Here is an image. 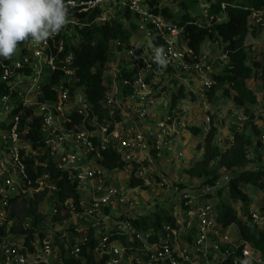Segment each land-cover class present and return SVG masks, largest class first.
Returning a JSON list of instances; mask_svg holds the SVG:
<instances>
[{
  "label": "built area",
  "instance_id": "obj_1",
  "mask_svg": "<svg viewBox=\"0 0 264 264\" xmlns=\"http://www.w3.org/2000/svg\"><path fill=\"white\" fill-rule=\"evenodd\" d=\"M169 2L173 0H75L70 9H76L80 14L99 10L92 22L69 16L67 27L47 43L35 45L29 41L19 46V60L11 58V62L6 63L0 59V85L8 90L0 94V226L7 223L11 200L33 191H47L54 196L57 203L55 213H58V207L64 206L75 213L73 199L62 202L59 198V179L51 178L47 167V161H51L78 192H88L80 201L81 209L75 218L91 220V228L94 229L83 233L76 228L74 232H67L65 235H70V242H63L65 257L80 258L82 246L90 243L92 235L96 245L91 250L99 257L98 264L102 260L106 264H241L246 256H250L251 264H264L261 251L246 241L241 233L238 238H231L228 227L220 221L219 209L211 200L215 191L221 189V180L185 192L180 213L160 228L137 227L133 222L135 218L115 220L114 227L109 228L105 223L110 217L100 218L109 208H136L140 205L134 188L129 191L117 183L119 168L104 166V152L114 150L132 166L136 157L143 155L141 160H144L151 148H160L159 139L166 133V123L160 122L156 130L142 123L148 110L156 105L155 86L157 91L164 88L161 77L166 75L171 79L182 74H194L207 91L215 84V79L209 78L203 55L197 56L188 46L184 26L164 12ZM222 7L225 9V4ZM127 13H130V18ZM114 21L125 25L130 22L129 26L136 23L137 29L129 44L123 45L118 40L111 42V50L113 52L114 44L115 54H109L104 73L107 88L104 104L108 116L101 121L85 88L77 86L79 78L71 48L80 41L79 28L90 24L102 26ZM249 23L251 30L264 27V7L252 8ZM70 32L78 37L73 44L67 41ZM139 32L143 35L142 40H137ZM67 46V54L62 57ZM161 46L168 60L163 68L154 62V49ZM24 68L31 73L19 71ZM57 70H61L62 75L61 80L52 86L56 97L41 100L43 87ZM33 73H36L34 79L31 77ZM46 73L48 79L44 83L43 75ZM23 76L31 77V80L24 84L21 81ZM36 86L42 88V95L40 92L33 97L31 91ZM71 88H74L72 93ZM128 90L130 93L127 94ZM140 101L142 109L138 107ZM75 116L78 121H75ZM119 116L122 118L120 122L117 120ZM35 118L40 120L38 150L28 137ZM262 139L264 141V134ZM33 154L46 156L42 163L43 176L37 179L36 184L30 179L27 164L29 160L38 164L39 159ZM47 170L49 173L44 176ZM133 175L151 185L140 168ZM223 178L229 185L231 177L226 175ZM260 201L263 203L257 208L251 207V203L245 206L248 211L241 216L253 230H264V195L258 203ZM240 206H244L243 203ZM11 225L8 224V229ZM77 233H83V236L77 237ZM114 236L118 237L112 239ZM26 239V235L8 231L0 241V264H66L61 247L58 244L54 246L58 243L56 238L35 236L28 244Z\"/></svg>",
  "mask_w": 264,
  "mask_h": 264
},
{
  "label": "trees",
  "instance_id": "obj_2",
  "mask_svg": "<svg viewBox=\"0 0 264 264\" xmlns=\"http://www.w3.org/2000/svg\"><path fill=\"white\" fill-rule=\"evenodd\" d=\"M197 2L198 0H192ZM211 3V11L214 18L210 24H200L197 20L191 17L188 13L184 15L180 22L185 28V39L188 46L196 53L197 56L202 55L204 45L207 43H218L229 60V66L225 73L215 76V84L207 92L210 102H214L216 92L220 86L227 85L224 93L225 96L231 98L234 104L249 115V120L254 119L248 105L256 104L258 97L255 92L247 86V81L255 77V69L262 67L259 62L252 65L248 63V52L246 40L249 34L255 35L256 29L251 30L250 16L252 8L259 9L264 7V0H208ZM184 6L185 3L181 2ZM222 4H225L223 9ZM99 10L89 14H80L76 9H70V16H78L81 21L90 23L94 20ZM168 14V10H164ZM227 16V18L224 16ZM130 18V13H127ZM226 18V19H225ZM137 27L131 24L127 27L123 22L114 21L112 24L98 26L96 24L86 25L79 28L80 41L72 45L74 55V66L77 71L79 81L77 86H83L89 101L93 104L95 111L100 116L102 121L108 116L104 104L106 95V86L104 84L105 67L108 62L111 52V42L114 40L120 41L123 45L129 44L133 33ZM68 46L66 47L62 57L67 54ZM6 63L11 60L0 58ZM20 72L31 73V70L24 68ZM62 71L57 70L52 74L51 81L43 87V95L41 100L54 99L56 92L52 86L61 80ZM131 76V75H128ZM262 79H264V71H262ZM177 88L172 94L171 107L176 108L182 100L189 96L192 100H197V96L186 87L179 83H174ZM5 86L0 85V94L7 93ZM71 93L74 88L70 89ZM231 92L235 94L232 95ZM75 121L78 118L75 116ZM210 129L204 140V145L200 146V150L204 151L203 158L195 162V164L187 170V174L194 178L207 177L209 184H212L219 176V170H232L235 167L243 166L247 160L248 150L253 145V138L258 133L253 130L251 133L235 132L234 141L230 148L221 151L215 144V137L218 132V127L215 125L214 118L209 119ZM25 124V121L22 122ZM40 120L34 119L28 131V137L33 141L35 149H38L41 140ZM191 132L198 135L202 129L200 127L190 128ZM46 161V156L39 158L38 164L34 160L27 161L28 173L33 184H36L38 178L43 176L44 166L42 163ZM104 166L108 169L123 168L126 165L120 155L114 150L104 152ZM47 167L50 170L51 178L59 179L58 186L60 188L59 198L62 202L73 199L76 209L80 210V193L74 185L70 183L67 176L58 170L51 161H47ZM143 180H138L134 175L131 179V185L136 187ZM251 186L255 189L264 190V169L246 170L236 176H231L229 184V192L231 198L235 202L243 203L244 207L250 204L251 195H249L246 187ZM47 191H44L46 194ZM43 194V195H44ZM42 196L38 199L31 198L29 195H23L11 200L9 208V216L7 223L0 226V241L7 235L8 231L17 235H26V243L35 236L45 237V234L37 231L39 225L44 222L46 216L40 212V203ZM237 205V204H236ZM245 216V209L241 206ZM246 208V207H245ZM220 221L224 227H230L234 223L238 224L242 237L251 243L257 250L261 251L264 259V230H253L247 221L240 217V210L235 205L221 203L218 206ZM71 215V211H67L65 216H62L58 211L55 221H63ZM31 220V226L25 225L26 220ZM134 224L141 228L157 227L160 228L164 224L161 219L156 221L147 220L145 217L133 219ZM171 220V218L169 219ZM12 223L8 229V224ZM114 236L112 239H116ZM90 243L82 246L80 258H68L66 249L63 243L58 245L61 247L62 257L66 264H98V258L94 255L91 248L96 245V240L90 235ZM122 239V238H121ZM101 264H106L102 260Z\"/></svg>",
  "mask_w": 264,
  "mask_h": 264
},
{
  "label": "rangeland",
  "instance_id": "obj_3",
  "mask_svg": "<svg viewBox=\"0 0 264 264\" xmlns=\"http://www.w3.org/2000/svg\"><path fill=\"white\" fill-rule=\"evenodd\" d=\"M181 2H184L185 5L183 6ZM172 3H174L176 9L175 13L177 12L176 16L178 15L177 20L179 16L183 17L186 14V11H193L196 14H199L203 11V7H201V5L203 4L202 6L205 7L208 5L207 0H198L197 2L192 0H173ZM175 20L176 19H174V21ZM129 24L130 22H127L126 26L129 27ZM77 38L78 37L74 34V32H70L67 41L69 44H73L76 42L75 39ZM24 44L25 43H22L20 45L23 46ZM112 47L113 52L111 50L110 55L114 56V44H112ZM249 47L251 50L248 52V63L253 66L254 63L259 62L262 65V67L255 69V77L247 81V86L252 89L258 97V102L256 104L248 105L254 119L249 120V115L245 112V110L236 106L234 102H231V98L225 96L224 91L227 88V85L220 86L216 92L219 93L220 97L214 98V102L218 100L217 108L212 109L214 110L215 115H211V107L207 105L205 106L204 103L200 105L198 102L194 107V111H191L190 116L186 117L185 115L190 111L184 110L183 106L186 104L184 100H182L174 109L171 106L169 107L168 103L167 105L166 103H162L156 106L152 105L153 107L148 110V114L145 116L146 120L142 123L143 126L156 130L160 122H165L167 125L166 133L162 134V137L159 139L160 148H151L147 153L148 158L145 157L144 160H141V158H143V155H141V157H136V159L132 161V166H129L126 163L125 167L119 168L117 181V183L127 188V190L129 189V191H131L132 188L140 187L139 191L135 194L139 199L140 196H144L141 199L143 201L145 200L144 202L147 203H145V205H149L147 206L149 209L147 214L144 213L143 215L138 216L139 218L144 216L147 220L156 221L161 219L163 223L172 222L175 216L180 213L183 194L185 192H191L206 185L210 186V184L206 182L208 181L207 177H191L187 174V170L190 169L195 162L203 158L204 151L200 150V146L204 145V140L209 132V119L211 116L214 118L215 124L218 127L215 144L221 149V151L230 148L234 141L235 132H246L248 134L253 132V130L254 132L255 130L258 131V133H256L257 135L253 138V145H251L248 150L245 164L228 171L220 169V176L214 181L217 182L221 180L223 183L221 185V189L216 190L215 194L212 195L211 203L218 207L221 203L225 202L235 205L237 208H241V202H235L231 198L229 185L228 183H225L226 180L223 177L226 175L233 177L246 170L264 169V141L262 139V135L264 134V79L261 77L262 71H264V53L261 54L262 58L258 59L260 54L252 49L251 44H249ZM220 48L222 50L221 46ZM18 50L14 57H12L13 61L19 60L21 57V52ZM34 61L36 62V60ZM226 68L227 66L222 68L220 75L225 73ZM44 69L46 70V68ZM46 75L47 73L43 75L45 76L42 81L44 83L48 79ZM35 76L36 73H33L31 76L32 79H34ZM31 77L23 76L21 81H23L24 84H27L28 82L25 81H30ZM161 82H167L170 84V88L165 87V93L163 94L164 97H167L170 95V91L172 90L174 83L180 81L178 77L170 79L166 75H163L161 77ZM44 83L40 84L42 85ZM26 89L27 88L25 87L24 90ZM77 89L78 88H76V90ZM155 89L157 91V86H155ZM41 90L42 88L39 89V87L36 86V88L31 91V95L35 97L40 92L41 93L39 95H42ZM126 93H130V90ZM231 94L234 95L235 93L231 92ZM187 100L193 102L191 96H189ZM141 104L142 101H140V104L138 105L139 109H142L140 108ZM155 107H157V109ZM117 120L120 122L122 121V118L119 116ZM194 126H199L202 129L198 135L191 132L190 128ZM33 156H35L37 160L40 157L38 154H33ZM138 168H140L141 171H143L144 176L150 180L151 185H146L144 181L142 183H138V186L136 187L131 185L132 175ZM46 173H49L48 170L47 172L44 171V176ZM129 176H131L130 179ZM244 186L246 187L249 195H251V207L257 208L259 206L258 204L262 205L263 202L260 201V203H258V201L264 195V190L255 189L251 186ZM79 193L80 201L82 202L86 195H88V192L80 190ZM142 193L143 195H141ZM43 194L44 191L39 193L33 191L29 193V196L34 199H38L40 196L43 197L39 208L40 212L44 214L46 218L44 222L39 225L40 229L37 231V235H39V233H43L45 235H50L51 239H53V237L56 238L58 240V243L54 245L56 247L59 243L66 242V244H68L70 242V235H65L67 232H74L76 228L81 229L83 233L90 230L92 226L91 220L85 218H75L76 213L80 211L78 209L75 210V213L71 212V215L67 217V219L63 221H55L58 213H55L54 211L57 207L54 196L49 195L48 193ZM128 194H130V192H128ZM142 205L143 203L139 205V209ZM243 208L248 211V208H245L244 206ZM58 211L62 216H65L67 211H71V208L68 206H64L63 208L58 207ZM239 212L241 217L243 213L242 208ZM120 214V211L113 210L112 212V208H109L100 215V218L104 216L110 217L105 224L109 228H112L114 227L115 220L128 219L127 217H120ZM170 218L171 220H169ZM25 225L30 227L31 220H26ZM227 232L230 234L231 238L236 239L240 235V228L238 224L234 223L227 228ZM83 233H77V237L83 236ZM55 262L57 263V261Z\"/></svg>",
  "mask_w": 264,
  "mask_h": 264
},
{
  "label": "clouds",
  "instance_id": "obj_4",
  "mask_svg": "<svg viewBox=\"0 0 264 264\" xmlns=\"http://www.w3.org/2000/svg\"><path fill=\"white\" fill-rule=\"evenodd\" d=\"M75 0H0V58L11 59L20 44L47 43L69 23ZM154 62L161 68L168 60L163 47L154 49ZM246 256L241 264H251Z\"/></svg>",
  "mask_w": 264,
  "mask_h": 264
},
{
  "label": "crops",
  "instance_id": "obj_5",
  "mask_svg": "<svg viewBox=\"0 0 264 264\" xmlns=\"http://www.w3.org/2000/svg\"><path fill=\"white\" fill-rule=\"evenodd\" d=\"M208 5L202 6L203 7V11L199 14H196L193 11H186V13H188L191 17H193L195 20H197L200 24H210V22L212 21V19L214 18V15L211 11V3L210 1H208ZM201 7H197V8H201ZM168 10V15L174 19H176L175 21L177 22H181L184 18L179 16L178 20H177V16H176V9L174 6V3H168L167 4V8ZM227 18V17H226ZM225 18V19H226ZM138 35V39L137 40H142L143 39V35L142 33H138L136 34ZM136 38V37H135ZM249 44L252 45V49L257 51V53L260 54L259 58H262L261 54L264 53V28H259L256 31L255 35L249 34V36L247 37L246 40V45H247V52H249L250 47ZM203 57L205 59H203V63L205 66H207L208 70H209V78H215L216 75H220V72H222V68L223 67H228L229 66V60L227 58V56L224 54L223 50H221L220 45L218 43H207L204 45L203 48ZM207 75V72H206ZM179 79V83L183 84L187 91L193 92L196 96H197V100L196 101H188L187 99H185V105L184 110L185 111H190L188 112L185 116L188 117L191 114V111H194V107L197 105V103L199 102V104L201 105L202 103H204V105L211 107V111L212 114L211 115H215L214 110L212 109H216L217 108V103L218 100H216L215 102H210L207 96V90L204 88L202 81L200 80V78L198 76H195L194 74H182L178 77ZM161 86H164V88L161 91H156L154 90V94H157L156 97V105H160L162 103H168V106H171V101H172V94L173 92L176 90V87H174L175 85H173L172 90L170 91V95L167 97H164L163 94L165 93V87H169L170 88V84L167 82L162 83L161 82ZM158 90V89H157ZM216 97L219 98L220 95L219 93H216ZM231 102H233L232 99H230ZM165 101V102H164ZM155 105V106H156ZM157 109V107H155ZM202 109V108H201ZM153 110V109H152ZM202 113V112H201ZM187 119V118H186ZM188 121V120H187ZM185 122V121H184ZM216 125V124H215ZM199 127V126H198ZM140 187H136L134 188L135 193H137L139 191ZM143 195V193L141 194ZM144 196H140V199L143 198ZM140 204L143 203L142 207L139 206L136 208H129L128 206H117L114 209L112 208V212L113 210H117L120 211V217H127V218H137L138 216L143 215L144 213H148V207L149 205H145L146 202H144L142 199L140 200ZM147 204V203H146ZM144 217V216H143Z\"/></svg>",
  "mask_w": 264,
  "mask_h": 264
}]
</instances>
